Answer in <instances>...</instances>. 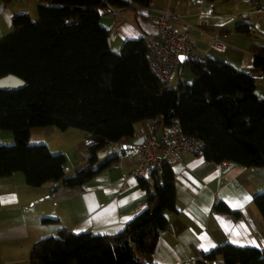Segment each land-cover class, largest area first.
I'll use <instances>...</instances> for the list:
<instances>
[{"label": "trees", "instance_id": "16d2710c", "mask_svg": "<svg viewBox=\"0 0 264 264\" xmlns=\"http://www.w3.org/2000/svg\"><path fill=\"white\" fill-rule=\"evenodd\" d=\"M150 3L38 0L37 20L27 14L13 17V32L0 40V78L14 74L27 87L0 89V131L11 132L14 139L12 145H0V178L23 174L31 188L55 184L53 190H81L120 161L116 156L99 162L102 150L132 138L137 124L158 117L161 128L177 125L199 139L200 155L209 163L264 168V104L254 95V74H264V47L252 46L249 72L211 57L188 60L180 68L192 72V83L181 78L172 88L152 70L146 38L127 40L115 52L110 31L101 24L102 8L147 9ZM233 31L252 34L249 25ZM43 127L85 132L90 140L87 165L67 176L64 155L53 154L45 144L31 145V130ZM139 186L146 192V208L121 233L62 229L34 244L30 264H146L139 254L155 251L178 213L172 166L152 170L149 178H139ZM254 202L264 218V192ZM215 211L239 217L223 203ZM198 255L197 264L219 259L223 264H264V250L252 247L227 244Z\"/></svg>", "mask_w": 264, "mask_h": 264}, {"label": "crops", "instance_id": "0c3cea01", "mask_svg": "<svg viewBox=\"0 0 264 264\" xmlns=\"http://www.w3.org/2000/svg\"><path fill=\"white\" fill-rule=\"evenodd\" d=\"M37 6L38 0H12L7 4L0 1V40L13 32L15 15L27 14L37 20ZM120 10L117 16H112L108 8L100 10L101 24L110 31L115 52L127 40L155 35L156 16L164 10L179 15L177 28L188 34L200 58L211 57L249 72L254 61L252 46L264 47V14L255 12L253 0H151L147 9ZM237 25H249L252 34L234 32ZM215 36L220 37L224 48L221 52L210 49ZM186 69L180 68L179 72L184 74ZM181 77L176 80L178 84ZM194 77L192 74L190 79ZM254 77L257 90L264 95V74ZM148 131V121L141 122L132 138L102 150L99 162H104L116 146H132L118 154V163L81 190H53L55 184L31 188L23 174L0 178V264H30L34 244L56 237L62 229L100 236L121 233L146 208V192L132 172L138 159L133 142L144 138ZM86 138L81 130L43 127L31 130L29 143L45 144L53 154L64 155L65 174L72 176L88 163ZM13 141L10 132L0 131V145ZM172 169L178 213L171 216L170 228L161 233L155 251L139 254L143 263L197 264L199 252L227 244L264 250V218L254 202L264 192V168L248 169L228 162L215 165L203 155L184 154ZM144 178H149V174ZM220 203L238 212L239 217L217 213L215 207Z\"/></svg>", "mask_w": 264, "mask_h": 264}, {"label": "built area", "instance_id": "2783aa9c", "mask_svg": "<svg viewBox=\"0 0 264 264\" xmlns=\"http://www.w3.org/2000/svg\"><path fill=\"white\" fill-rule=\"evenodd\" d=\"M253 6L256 13L264 14V0H253ZM107 8L112 16L121 13L120 9L111 6ZM156 22V34L146 38L149 48L148 60L157 78L171 85L178 78L182 57L186 61H202L205 58L196 55L188 34L178 30L180 17L175 12H159ZM210 49L218 52L224 50L219 36L213 37ZM160 122V117L149 120V131L144 136L143 144L135 147L138 156L132 172L135 178H144L152 170L161 169L164 164L172 166L184 154H201L203 145L199 139L185 135L177 125L161 128ZM89 143L90 140L85 139V144Z\"/></svg>", "mask_w": 264, "mask_h": 264}, {"label": "water", "instance_id": "95a60500", "mask_svg": "<svg viewBox=\"0 0 264 264\" xmlns=\"http://www.w3.org/2000/svg\"><path fill=\"white\" fill-rule=\"evenodd\" d=\"M124 2H130V0H121ZM110 43V40H109ZM181 61L184 63L186 60L185 58H181ZM27 87V83L21 79L20 77L14 75V74H8L2 78H0V89L1 90H21ZM254 95L258 98V101L262 104H264V95L261 94L258 90L254 92ZM144 142V138H140L139 140H136L133 142V146L141 145ZM132 146H123L119 145L113 148L108 154L105 161H108L109 159L118 156L120 152H124L127 149H131Z\"/></svg>", "mask_w": 264, "mask_h": 264}, {"label": "rangeland", "instance_id": "374dc122", "mask_svg": "<svg viewBox=\"0 0 264 264\" xmlns=\"http://www.w3.org/2000/svg\"><path fill=\"white\" fill-rule=\"evenodd\" d=\"M182 75V79H184L185 81H187L188 83H192V81L193 80H191L190 78H191V75H192V73H191V71L187 68L186 70H185V72H184V74H181ZM177 85H178V83H177V81L176 82H174V83H172L171 84V87H177ZM11 133V132H10ZM12 134V133H11ZM13 136V135H12ZM13 143H14V141H13ZM13 143H9V144H4V145H12Z\"/></svg>", "mask_w": 264, "mask_h": 264}, {"label": "snow or ice", "instance_id": "6c2138e0", "mask_svg": "<svg viewBox=\"0 0 264 264\" xmlns=\"http://www.w3.org/2000/svg\"><path fill=\"white\" fill-rule=\"evenodd\" d=\"M213 247H214V245H213Z\"/></svg>", "mask_w": 264, "mask_h": 264}]
</instances>
